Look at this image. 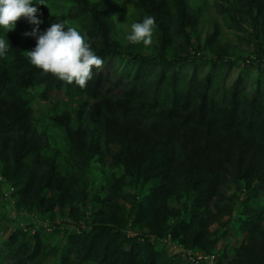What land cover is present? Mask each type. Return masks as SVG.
<instances>
[{
    "label": "rangeland",
    "instance_id": "1",
    "mask_svg": "<svg viewBox=\"0 0 264 264\" xmlns=\"http://www.w3.org/2000/svg\"><path fill=\"white\" fill-rule=\"evenodd\" d=\"M102 1L113 48L189 59L167 69L151 114L122 108L121 118L108 119L93 113L90 88L62 82L47 95L43 84L18 81L22 72L13 69L24 61L9 51L14 39L23 52L33 49L36 38L23 33L34 26L22 17L9 33L1 27L10 47L0 74H17L19 85L1 92L8 126L0 134V264H61L65 257L100 264L107 247L115 258L132 252L135 264H197L196 254L210 253L217 264H264V0H257L259 13L250 0L89 3ZM46 4L35 5L41 32L67 21L103 58L96 74L125 84L142 66L141 78L155 90L164 66L112 59L90 10L74 0ZM145 15L157 24L148 48L126 40ZM122 85L109 94L105 85L101 94L118 97ZM176 88L180 96L207 91L201 121L169 118ZM200 95L194 92V103ZM96 229L107 236L89 256L83 239Z\"/></svg>",
    "mask_w": 264,
    "mask_h": 264
},
{
    "label": "trees",
    "instance_id": "2",
    "mask_svg": "<svg viewBox=\"0 0 264 264\" xmlns=\"http://www.w3.org/2000/svg\"><path fill=\"white\" fill-rule=\"evenodd\" d=\"M73 1V0H72ZM77 4H79L83 9L90 10L92 13V16L94 18L95 24L97 25L102 41H103V49L104 51H107L108 53L111 54L112 59L115 57H122L126 59L127 61L131 62H139L140 64H145L146 62L151 63V65H162L164 66L163 73L160 76V80L157 83V86L154 91H152V86L153 82H149L148 84L141 78V69H137L136 73L133 75V77L130 76L128 79L127 83H123L122 79L117 80V81H111V78L104 73L99 72L96 74L94 71V84H88L87 88H90L92 94H90L94 99H96V102L94 103L93 113L100 116L102 115L103 117H106L108 115V119L111 116H116L121 118L120 116V110L124 108L125 115L129 113L130 108L131 109H136L137 111H147V114H151L153 108L158 106L159 104V94L161 92L162 87L166 83V71L168 68H173L180 64L181 62H185L189 59L188 56L185 55H179L176 57H166L165 55H149V54H141L139 52H123L118 49H115L111 46L109 43V38H108V33L106 31L105 23H104V18H105V13L106 9L103 4V1L100 2L97 5H91L89 3V0H74ZM251 4L253 7L257 9V13H259V5L257 0H250ZM233 8L235 12L238 11L235 5H233ZM178 9L180 11L182 20L184 19V8L181 3V1H178ZM1 29V27H0ZM14 49L13 51L9 52H15V54L20 55L22 60L24 61L23 67L18 66L16 70L13 69V71H19L22 72L20 77H18L17 74L14 75H6L5 72H2L0 74L1 79H0V86H3L0 88V134L5 132V129L8 125L4 127L6 122H3L5 119V109L2 107V101L4 100V97H1V92L8 90L6 93L11 91L12 85L16 87L19 85L18 83H14L15 80L21 81L23 84L35 88V86H38L40 84H43L46 86L44 92L45 94H49V91L58 85L62 84L63 81L57 79L53 74H45L43 73L40 69L34 67L31 65L30 61L26 58L24 52L21 50V46L19 45L18 41L14 39ZM9 52L7 55H9ZM6 57H0V68H3L4 64L7 62V56ZM111 59V60H112ZM8 68H12L11 65H8ZM22 69V70H20ZM6 75V76H5ZM5 76V77H4ZM10 80H9V79ZM13 79V80H12ZM175 80L178 81V76L177 74L175 75ZM123 84V85H122ZM108 85V94L111 91L114 86H120L122 85V89L120 90V93L118 94V97H111L107 96L106 94H101L102 93V88ZM11 86V87H10ZM113 86V87H112ZM203 88L197 89L194 92H197V95H200L198 97H201L202 100L200 103H194L195 96L194 92H189L186 96H180L178 95V90L176 88L175 95L173 96L174 103L173 105L170 106L169 108V118H180L183 117L182 120H184L185 123H188L192 120H198L200 121L204 118L205 114L207 113L208 109L206 107L207 105V91H203ZM146 94H149V96H146ZM103 95V96H102ZM143 101L141 103H137L136 107H132L134 100L142 98ZM104 98V99H103ZM144 98L147 100L144 101ZM188 109H192L193 111H189L186 113ZM196 109V110H194ZM182 112V114L180 113ZM102 113V114H101ZM175 116V117H174ZM237 116V111L234 109L230 113V117L232 119H235ZM253 116V115H252ZM3 122V123H2ZM4 124V125H3ZM83 133L84 132H78L77 137L72 140L76 144H79L83 141ZM121 134V133H120ZM73 137V136H72ZM131 154V153H129ZM130 156V155H128ZM114 232H111V236H116ZM107 233L103 231V229H96L93 230L89 233H87L84 237V241L86 240V248L89 252V256L92 254H98V244H97V238L99 237H106ZM118 236V235H117ZM132 252H127V251H121L120 252V257L115 258L113 253H110L109 247L106 248L101 260L100 264H135L138 261H133L132 258L129 259V255ZM99 258V255L97 256ZM97 258V259H98ZM133 262V263H132ZM61 264H74V260L71 259L70 257H65V259L62 261Z\"/></svg>",
    "mask_w": 264,
    "mask_h": 264
},
{
    "label": "clouds",
    "instance_id": "3",
    "mask_svg": "<svg viewBox=\"0 0 264 264\" xmlns=\"http://www.w3.org/2000/svg\"><path fill=\"white\" fill-rule=\"evenodd\" d=\"M35 5L47 7L46 0H0V27L9 33L15 30L17 22L23 17L34 26L31 31L23 33L36 38L35 47L24 51L31 65L67 84L74 83L85 89L94 71L103 70V58L93 50L87 33L68 26L67 21L54 22L41 32L40 10ZM156 28L155 17L145 15L142 22L131 23L126 40L132 44L142 42L148 48L154 44ZM9 47V40L0 38V57H6Z\"/></svg>",
    "mask_w": 264,
    "mask_h": 264
},
{
    "label": "built area",
    "instance_id": "4",
    "mask_svg": "<svg viewBox=\"0 0 264 264\" xmlns=\"http://www.w3.org/2000/svg\"><path fill=\"white\" fill-rule=\"evenodd\" d=\"M197 264H217V254L216 253H210L205 255H197L194 257Z\"/></svg>",
    "mask_w": 264,
    "mask_h": 264
}]
</instances>
